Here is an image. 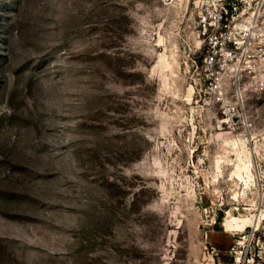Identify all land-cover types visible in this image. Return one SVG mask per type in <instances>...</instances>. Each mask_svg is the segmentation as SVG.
I'll return each mask as SVG.
<instances>
[{
  "label": "rangeland",
  "instance_id": "rangeland-1",
  "mask_svg": "<svg viewBox=\"0 0 264 264\" xmlns=\"http://www.w3.org/2000/svg\"><path fill=\"white\" fill-rule=\"evenodd\" d=\"M0 264H264V0H0Z\"/></svg>",
  "mask_w": 264,
  "mask_h": 264
},
{
  "label": "built area",
  "instance_id": "built-area-1",
  "mask_svg": "<svg viewBox=\"0 0 264 264\" xmlns=\"http://www.w3.org/2000/svg\"><path fill=\"white\" fill-rule=\"evenodd\" d=\"M238 6H240V4L236 3V2L229 3V4H227V6H224L222 12L220 13V17L217 20H215L213 25H216V23H218V29L222 28V26L224 24H227L229 19L234 16V12H235V10L236 11L238 10L237 9ZM233 7H235L236 9L233 10ZM202 21H203L204 28H206L207 18L206 17L203 18ZM209 24H211L210 21H209ZM209 57L212 60V59H214L215 54L209 53Z\"/></svg>",
  "mask_w": 264,
  "mask_h": 264
}]
</instances>
